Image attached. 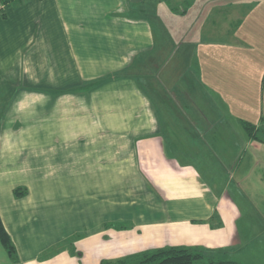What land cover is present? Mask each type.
Instances as JSON below:
<instances>
[{"label":"crops","instance_id":"crops-1","mask_svg":"<svg viewBox=\"0 0 264 264\" xmlns=\"http://www.w3.org/2000/svg\"><path fill=\"white\" fill-rule=\"evenodd\" d=\"M245 122L264 129V0H0V217L20 264L179 245L264 264V136Z\"/></svg>","mask_w":264,"mask_h":264},{"label":"trees","instance_id":"trees-1","mask_svg":"<svg viewBox=\"0 0 264 264\" xmlns=\"http://www.w3.org/2000/svg\"><path fill=\"white\" fill-rule=\"evenodd\" d=\"M2 4L14 0H1ZM244 130L249 138L261 140L264 136V129L256 128L251 123H244ZM262 134V135H260ZM21 188H15L14 194L20 196L24 194ZM0 242L3 245L12 264H20V259L16 246L6 230L0 217ZM204 249L193 248L184 245L164 246L154 249H146L137 253L124 256L116 260H103L100 264H192L198 261H206L207 264H245L234 259L218 258L213 254H207Z\"/></svg>","mask_w":264,"mask_h":264},{"label":"rangeland","instance_id":"rangeland-1","mask_svg":"<svg viewBox=\"0 0 264 264\" xmlns=\"http://www.w3.org/2000/svg\"><path fill=\"white\" fill-rule=\"evenodd\" d=\"M166 2V1H165ZM165 6V5H164ZM239 48V47H238ZM238 48H236V50L238 49ZM232 50H234V49H232ZM239 50L242 52V55L244 56V57H251V53L253 52L252 51V49L249 47V46H247V45H243L241 48H239ZM234 56V55H233ZM244 59V58H243ZM248 65V64H247ZM248 67V66H247ZM246 68H245V65H242V67H241V73H239L238 71H237V74H236V85L240 82V81H242L243 82V85L241 86V90L243 91L242 93H244V95H243V101H244V103H243V105L244 106H246L247 108L246 109H244V111H242V113H240L241 114V116H244V115H248L249 117H250V115H251V112H252V110L253 109H255L256 108V105L258 106L259 104H257L258 102H257V99L258 98H260V96H255L254 94H253V87L251 86V85H249V84H247L246 83V78H245V76L247 75V73H246ZM226 76H228L229 78H228V82L229 81H233L234 80V75L232 74V73H228ZM218 82L216 83V85L217 86H220V87H222L221 86V83H220V81L221 80H217ZM248 87H247V86ZM227 88H229V86L227 85ZM239 90H240V85L239 86H237V91H238V93H239ZM238 95V94H237ZM218 96H220V94H218ZM238 98V96L236 97V99ZM241 98V97H240ZM227 99L229 100V102L230 103H232V100H233V98H231V97H227ZM235 103V102H234ZM238 105V104H237ZM260 135H262V134H260ZM227 251V250H226ZM221 252V251H220ZM242 252V250H237L236 251V249H231L230 250V253H229V251L227 252V253H225V254H222V255H219V256H222L223 258H237V256H240V257H242L241 255H240V253ZM210 254H213L214 255V253H210ZM209 254V255H210ZM237 256H236V255ZM229 255H230V257H229ZM202 262H204V263H206L207 264V262L206 261H202Z\"/></svg>","mask_w":264,"mask_h":264}]
</instances>
